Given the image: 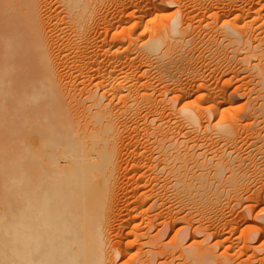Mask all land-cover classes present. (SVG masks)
<instances>
[{"label":"bare ground","instance_id":"1","mask_svg":"<svg viewBox=\"0 0 264 264\" xmlns=\"http://www.w3.org/2000/svg\"><path fill=\"white\" fill-rule=\"evenodd\" d=\"M252 215L264 0H0V264H264Z\"/></svg>","mask_w":264,"mask_h":264},{"label":"rangeland","instance_id":"2","mask_svg":"<svg viewBox=\"0 0 264 264\" xmlns=\"http://www.w3.org/2000/svg\"><path fill=\"white\" fill-rule=\"evenodd\" d=\"M134 10H136V4H134V3H129L126 7L117 6L116 8H113V9H112V12L115 14V17H116L117 22H119V21L121 20V18L128 16V17H126V18L129 20L128 23L130 22L129 24H132V23H134V22L136 21V17H137V16H132V12H133ZM176 11H177V8H176V7H175V8H171V11L168 13V15L170 16V18H171L172 15H174V14L176 13ZM126 26H127V25H126ZM127 27H128V26H127ZM118 31H121V28H119ZM99 32L102 34V36H103L104 38H106V32H102L101 30H100ZM141 32H142L141 29L138 30V35H139ZM111 37H112V33H110V34L108 35L109 40H111ZM143 38L146 39V38H147V35H146V34L143 35ZM115 41H116V40H115ZM124 41H125V40L123 39V40L116 41V42H124ZM141 41H142V40H141ZM125 44H126V46L128 45L127 41H125ZM121 47H122V46H121ZM132 47L135 49V44H134V43H133V46H132ZM135 54H136V51H134V54H133V55H135ZM127 71H128L129 73H131L132 75H137V74H136V70H135L134 68H128ZM153 77H154V75H153ZM155 77H156V76H155ZM176 80H181L180 75L177 76ZM186 82H187L186 85H188L189 81H186ZM234 82H235V81H234ZM235 85H237L236 82H235ZM157 86L160 87L159 84H157ZM232 89H233V87L230 88L231 91H232ZM165 96H166V98H168L170 95H165ZM195 100H196L195 97H192V98L188 99V100L186 101V103L189 104V107H194V106H195ZM249 105H250V103H247V100H246L245 97H240V98H237L236 100L233 101V108H234V109L242 110V109L247 108ZM178 119H179V118H178ZM256 187H259V186H256ZM256 189H258V188H255L254 191H255ZM251 203L254 204L253 201H251ZM255 216H256V215H255ZM249 221H250L249 224H253V225L264 224V223H262V221H260V220H255V221H254V215H252V216L249 218ZM246 224L248 225V223H246ZM247 225L244 224V225L242 226V229L246 228ZM249 230L251 231L252 229H249ZM169 232H170V231H169ZM172 236H173V234H172ZM172 236H170L169 234H167V235L164 237V240H165V241H169V240L172 238ZM189 242H190V241H189ZM252 243H253L254 245H257V246H263V245H264V237H262L259 241L257 240L256 242H252ZM260 255H261V256L264 255V250L260 253ZM180 260H182V259H180Z\"/></svg>","mask_w":264,"mask_h":264}]
</instances>
